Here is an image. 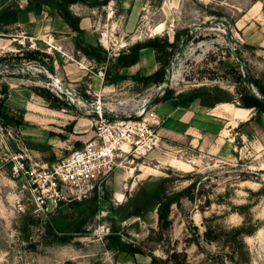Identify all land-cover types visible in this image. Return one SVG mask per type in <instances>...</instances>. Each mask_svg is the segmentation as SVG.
<instances>
[{"label": "rangeland", "instance_id": "rangeland-1", "mask_svg": "<svg viewBox=\"0 0 264 264\" xmlns=\"http://www.w3.org/2000/svg\"><path fill=\"white\" fill-rule=\"evenodd\" d=\"M13 1L22 9L28 5L26 0ZM107 1L105 6L72 5L85 35L60 33L59 45L50 40L51 33L45 34L48 37L27 34L18 26L13 27L8 38H2L13 44L0 56L16 66L0 64V85L45 90L51 100L47 102L35 93L29 98L33 104L29 107L46 117L37 124L17 125L0 118V264H144L154 256L165 260L175 250L187 254V264H220V245L203 240L205 226L239 228L246 217L255 226L253 235L245 239L251 264H264V114L242 113L235 104L222 103L230 105L220 104L214 111L204 112L207 117L219 113L231 125L212 117L216 122L205 125L199 138L164 136L160 124L155 128L160 146L144 156L134 157L132 150L102 190L89 199L62 205L42 219L33 214V206L27 201L25 213L16 212L18 199L29 195L23 193L24 181L14 180L11 166L4 165L5 145L12 151L26 150L38 163L55 160L49 153L52 147H71L63 149L59 157L68 155L78 149L73 142L76 137L87 136L83 142L96 132V119L86 116L90 110L86 101L96 105L101 97L107 113L113 111L119 117L135 119L151 100L169 92L173 96L167 101L169 105L181 103L179 95L188 98L201 88L219 87L227 93L218 94L220 97L236 99L238 76L245 77L246 73L248 78L250 75L264 81V0ZM52 10L47 9L43 18ZM186 30L191 39L181 42ZM176 33L180 41L168 52L172 57L163 84L126 80L107 85L106 68L112 74L117 72L112 64L100 66L82 53L73 54V44L80 42L79 37L101 46L113 59L130 46L155 37L175 42ZM28 37L37 38L34 49L20 45ZM27 53H32L35 60H22ZM164 60L161 56L162 63ZM161 62L147 51L139 66L121 73L149 76ZM57 100L65 109H39L56 105ZM14 115L21 117L18 112ZM190 186L194 199L187 198V194L180 197L178 205L171 209L172 226L163 231L158 225L157 201ZM142 205L149 210L145 218L119 220ZM29 217L35 222H30ZM82 220L86 223L81 234H72L68 243H62V235L67 234L61 231H68ZM50 221L62 223L61 230L49 234L45 226ZM26 224L29 227H24ZM114 228L123 241L140 247L142 253L129 256L107 249V236ZM197 236L202 249L188 243Z\"/></svg>", "mask_w": 264, "mask_h": 264}, {"label": "trees", "instance_id": "trees-1", "mask_svg": "<svg viewBox=\"0 0 264 264\" xmlns=\"http://www.w3.org/2000/svg\"><path fill=\"white\" fill-rule=\"evenodd\" d=\"M28 5L26 8H20L18 3L13 0H8L3 6L0 5V37L7 38L11 35V30L13 27L18 26L19 15L23 11H32L36 15L40 16L47 9H53L55 12L65 21V23L70 27L72 32L76 33L77 36L85 35V31L81 26V18L75 15L71 6L75 4H83L88 6H105L108 1L105 0L102 3L99 1H90V0H26ZM183 40L189 41L191 39L190 31L186 30L184 32ZM80 42H76V50L81 52L86 58L97 62L101 65L112 64V68L117 70L115 74H112L109 68H106L104 71L105 74V83L107 85H116L120 82L126 80L141 81L145 85L150 83L154 84H163L166 82L167 73L171 63L173 49L177 46V42L180 41L179 35L175 34V42H170L169 39L161 40L159 37L150 39L145 42H138L130 46L126 51L121 52L117 55L116 58H109L107 52H105L101 46L93 45L86 43L84 39H80ZM145 49H152L155 52L157 61L161 62V56L165 57L163 63L161 62L158 70L149 75L141 76L140 74L136 75H125L121 74V71L126 68H131L137 65L141 60V52ZM35 57L32 53H27L22 57L23 59L35 60ZM5 64L8 68L15 67L16 64L12 61H7L0 56V64ZM240 63V62H239ZM244 66V64H240ZM248 83H246L245 77L238 76L237 78V98L232 99L231 97H220L218 94H227L225 91L219 87H215L212 90L207 88L198 89L194 95L188 98H183L182 95H179V99L182 103L185 102H194L199 100L202 106L208 108H215L217 105L222 103L235 104L237 108L247 109L251 111H257L264 114V81L256 79L249 75ZM254 89L257 91L255 92ZM33 92L39 97L43 98L45 101L49 102L51 99L45 94V90L33 89ZM215 93V94H213ZM10 95V86L9 84L0 85V118L6 120L8 123H16L21 125L24 123V111L13 110L7 106V100ZM173 100L172 92L166 93L162 98H154L150 102V106L154 107L155 105ZM59 103L56 105H48L50 109L61 111L65 109V105L57 100ZM14 112L20 114V118L14 115ZM190 186L188 189L175 194L173 196L167 197L165 200L157 201L156 207H158V225L159 228L163 231H167L172 226V220L170 219L171 209L174 204L178 205V200L183 194H187V198L190 200L194 199V195L191 193ZM210 202V201H209ZM208 202V203H209ZM147 205L136 207L135 210L127 215V217H119L120 221H124L130 217L145 218L148 213ZM30 222H35L33 217L28 218ZM86 221L82 220L77 224H74L69 227L68 231H61L67 235H62V243H68L69 240L75 234H81V228L85 225ZM62 223L48 222L45 226V230L49 234H55V230H61ZM24 227H29V224L24 225ZM206 230L203 234V240L208 243H216L220 245L221 251L218 254L220 264H251V251L247 245L245 239L247 236H252L255 231V226L252 224L250 217H246L242 227H232V228H222L219 226L213 227L206 225ZM74 234V235H72ZM107 249L111 251H116L124 253L129 256H136L142 253V249L132 243L123 241L122 237L116 231L112 229L111 233L107 236ZM189 244L196 245L199 249H202L199 238H191L188 240ZM140 264V263H137ZM144 264H187V254L174 251L168 258L165 260L158 259L157 257H152L150 263Z\"/></svg>", "mask_w": 264, "mask_h": 264}, {"label": "built area", "instance_id": "built-area-1", "mask_svg": "<svg viewBox=\"0 0 264 264\" xmlns=\"http://www.w3.org/2000/svg\"><path fill=\"white\" fill-rule=\"evenodd\" d=\"M36 42L37 38L28 37L19 43L34 49ZM99 98L96 105L85 103L90 108L87 114L96 115L94 136L68 155L38 163L26 150L12 151L5 145L4 165L11 166L14 180L24 181L23 193L29 195L14 205L18 214L25 213V201L33 206V214L42 219L62 205L89 199L102 190L132 150L134 157L144 156L160 146L161 138L155 128L161 123L150 103L134 119L119 117L113 111L107 113Z\"/></svg>", "mask_w": 264, "mask_h": 264}, {"label": "crops", "instance_id": "crops-1", "mask_svg": "<svg viewBox=\"0 0 264 264\" xmlns=\"http://www.w3.org/2000/svg\"><path fill=\"white\" fill-rule=\"evenodd\" d=\"M43 13H46V11H44ZM49 15H50V18L48 19ZM46 16H47L46 19H44L42 15L38 16L32 11H23L19 15L18 27L21 28L23 33L32 34V35L33 34H36V35L44 34L43 37H46L47 35L45 34L51 33L50 35H48L50 40H54L55 43L59 45L62 41L61 39H59V37L61 36H58V35L60 33L70 34L69 32L72 30L54 10L47 13ZM157 27L161 29L163 28L162 26H157ZM157 27H156V30H158ZM2 38L3 37L0 38V52H5L13 44V42L11 40L2 39ZM71 39H73V36H71ZM73 45H74L73 54L75 55V54L81 53L76 50L75 44ZM42 47L46 48L45 45H42ZM147 51H151L155 54V52L152 49H145L141 52V60L137 65L131 68L123 69V70L125 71V70L132 69L136 66H139L140 63L142 62V58L144 57L145 52ZM44 52L46 51H43V54H45ZM46 54H50V53L46 52ZM121 74L127 75V73H121ZM101 75H102L101 80L103 81V84H104V75L103 73H101ZM33 94L34 92L30 88L27 89L26 87H23V85H18V84L11 85L10 84V95H9V98L6 104L13 110L24 111L25 124H37V122H40L38 120L46 119L45 116L39 113H36L35 109H31L29 107V105L33 106V104L29 102V98ZM219 105H217L215 108H208V107L202 106L198 100L194 102H185V103L181 102L179 104L172 103L171 105H169L168 102H165V103H159L155 105L154 112L159 118V120L161 121V131L164 136L170 135V136H174L177 139L184 138L188 140L190 138H199V136H201V134L204 133L205 131L204 126L211 124V122H216V120L220 122H223L224 120L223 123L225 125L226 124L231 125L230 120L225 117H222V115L219 113H214L212 115H209L210 117H207L205 115L204 112L214 111ZM226 105H230V104H221L220 106H226ZM39 109L56 112V110L50 109L49 107L44 108L43 106H41L39 107ZM237 110H239L242 113L251 111V110L241 109V108H237ZM212 117L216 118V120L211 119ZM223 118H225L226 120ZM234 120L239 121L240 119H237L234 117ZM233 128H236V127H232V129ZM219 131H221V129ZM86 137L87 136L83 135V136L76 137V139H74L73 142L78 147V149L83 146L84 141L82 142V140H84ZM64 146L65 145H62V146L60 145V147L59 146L52 147L51 151H49V153L52 154L51 159L56 160L58 158L63 157V156L59 157L60 154L64 153L63 149L67 150L68 148L69 149L71 148V147L64 148Z\"/></svg>", "mask_w": 264, "mask_h": 264}, {"label": "water", "instance_id": "water-1", "mask_svg": "<svg viewBox=\"0 0 264 264\" xmlns=\"http://www.w3.org/2000/svg\"><path fill=\"white\" fill-rule=\"evenodd\" d=\"M8 0H0V5L3 6ZM231 33V30H228V35ZM245 80H246V83H248V74L245 73ZM87 117H93L95 118L96 115L95 114H91V115H86Z\"/></svg>", "mask_w": 264, "mask_h": 264}]
</instances>
